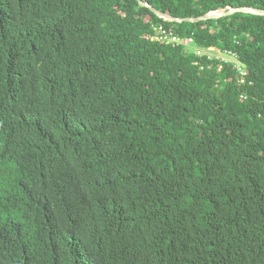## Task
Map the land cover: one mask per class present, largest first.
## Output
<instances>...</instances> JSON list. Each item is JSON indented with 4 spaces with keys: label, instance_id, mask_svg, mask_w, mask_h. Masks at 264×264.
<instances>
[{
    "label": "trees",
    "instance_id": "16d2710c",
    "mask_svg": "<svg viewBox=\"0 0 264 264\" xmlns=\"http://www.w3.org/2000/svg\"><path fill=\"white\" fill-rule=\"evenodd\" d=\"M0 264H264V15L0 0Z\"/></svg>",
    "mask_w": 264,
    "mask_h": 264
},
{
    "label": "built area",
    "instance_id": "2783aa9c",
    "mask_svg": "<svg viewBox=\"0 0 264 264\" xmlns=\"http://www.w3.org/2000/svg\"><path fill=\"white\" fill-rule=\"evenodd\" d=\"M155 31L156 34L154 36H152V39L155 41H160V42H164V43H172V44H184L185 46H189V47H194L196 46L195 40L193 38H181L180 36H178L175 31L169 27H165L164 25H158L155 26ZM206 52V54L209 55V57H214L215 55L219 58L227 59L229 53H226V55H223V52H219V50L215 49L214 51L212 50H201L198 49V53L202 54ZM216 52V53H214ZM232 61H235L233 58H231ZM236 62V67L238 68L239 71V79L241 82H243L245 80V76L247 74V70L243 68V66L237 62Z\"/></svg>",
    "mask_w": 264,
    "mask_h": 264
},
{
    "label": "water",
    "instance_id": "95a60500",
    "mask_svg": "<svg viewBox=\"0 0 264 264\" xmlns=\"http://www.w3.org/2000/svg\"><path fill=\"white\" fill-rule=\"evenodd\" d=\"M141 3L146 6L149 7L157 16L164 18L167 21H177V22H183V21H190V22H198V21H206V20H210V19H217L223 16H228L231 15L233 13L236 12H252V13H257V14H263L264 15V8L262 7H254V6H241V7H234V6H228L227 8H221L224 9L225 12L222 13L219 16H212L211 13L213 11H218L221 9H217V10H213L210 11L204 15L198 16V17H188V18H177L172 16L169 13H165L159 9H157L156 7L152 6L148 1L146 0H141Z\"/></svg>",
    "mask_w": 264,
    "mask_h": 264
},
{
    "label": "bare ground",
    "instance_id": "6f19581e",
    "mask_svg": "<svg viewBox=\"0 0 264 264\" xmlns=\"http://www.w3.org/2000/svg\"><path fill=\"white\" fill-rule=\"evenodd\" d=\"M225 12V10L224 9H221V10H218V11H213L212 13H211V15L212 16H219V15H221L222 13H224ZM264 13V12H263Z\"/></svg>",
    "mask_w": 264,
    "mask_h": 264
}]
</instances>
